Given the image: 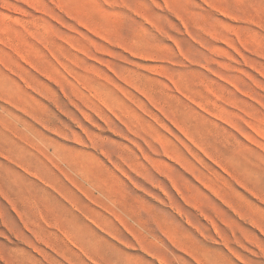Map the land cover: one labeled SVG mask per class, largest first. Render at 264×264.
I'll return each instance as SVG.
<instances>
[{"label": "rangeland", "instance_id": "rangeland-1", "mask_svg": "<svg viewBox=\"0 0 264 264\" xmlns=\"http://www.w3.org/2000/svg\"><path fill=\"white\" fill-rule=\"evenodd\" d=\"M262 227L264 0H0V264H264Z\"/></svg>", "mask_w": 264, "mask_h": 264}, {"label": "bare ground", "instance_id": "bare-ground-1", "mask_svg": "<svg viewBox=\"0 0 264 264\" xmlns=\"http://www.w3.org/2000/svg\"><path fill=\"white\" fill-rule=\"evenodd\" d=\"M196 145V144H195ZM198 146V145H197ZM203 150V149H202ZM165 172H163V174H164ZM162 174V173H161ZM167 175V174H166ZM168 175H170V174H168ZM168 178V180L171 178V177H167ZM173 179V178H172ZM175 180V179H174ZM173 180V182L175 183L176 181H174ZM172 183V182H171ZM173 184V183H172ZM176 184V183H175ZM174 185V184H173ZM178 185V184H177ZM177 185H175V186H177ZM178 187V186H177ZM176 187V188H177ZM165 188V187H164ZM180 189V188H179ZM163 190V189H162ZM179 191V190H178ZM235 212H236V210H235ZM254 227V226H253ZM262 228H264V227H262ZM261 230H263V229H261ZM67 239V238H66ZM68 240V239H67ZM70 242V241H69ZM45 260V259H44ZM200 262V261H199Z\"/></svg>", "mask_w": 264, "mask_h": 264}]
</instances>
